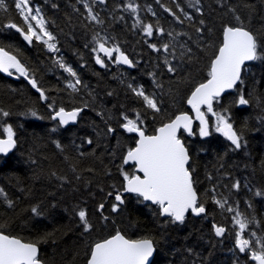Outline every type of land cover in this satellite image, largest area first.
Returning <instances> with one entry per match:
<instances>
[{
	"label": "trees",
	"instance_id": "obj_1",
	"mask_svg": "<svg viewBox=\"0 0 264 264\" xmlns=\"http://www.w3.org/2000/svg\"><path fill=\"white\" fill-rule=\"evenodd\" d=\"M85 2L99 14L102 24L88 19ZM130 2L138 6L136 13L125 10L124 5ZM4 3L5 10H0V47L17 56L48 99L41 100L25 77L14 79L0 73V109L10 113L8 117L0 116V136H4L2 125L11 124L17 140L10 153L0 155V189L4 193L0 195V231L38 242V257L44 264H86L90 246L117 229L132 239L147 237L155 241L151 264H253L248 254L235 247V213L227 211V207L238 209L253 221L246 235L255 231L257 237H264V196L254 195L257 190L264 191L262 61L247 63L244 84L224 93L221 103L215 105L218 111L230 109L231 122L243 134L246 147L232 150L230 142L214 131L201 138L197 122L193 127L195 135L180 132L189 147V167L199 201L206 208L204 214L189 212L183 223H168L167 218L155 214V205L133 194H124L126 203L117 213L111 208L115 192L123 189V156L137 140L136 134L120 127L121 113L133 119L137 112L141 113L146 134H153L176 114L190 112L187 96L207 78L224 24H235L234 16L240 15L244 25L264 41V0H199V4L195 0H30L41 10L47 30L55 37L57 52L49 51L42 41L29 43L15 29L5 28L10 21L25 30L26 25L15 8V0ZM137 17L144 24L154 25V33L155 27H162L164 34L145 36L142 29L133 28ZM197 27L202 29L200 33ZM168 32L174 36L169 37ZM97 33L110 38L108 46L119 45L135 66L114 63V57L110 59L103 53L99 55L106 66L96 64L97 53L92 49ZM170 41L176 45V59L172 62L179 67L175 73H169L164 65L166 56L171 59V48L165 53L162 48L153 51L148 47V43L159 48ZM180 44L192 49L191 62L187 54L183 60L179 58ZM57 58H63L77 72L82 81L78 92L66 87L73 78L59 68ZM129 84L142 85L148 94H155L161 102V113L146 109ZM241 88L250 99L247 106L234 103ZM50 103L55 109L80 107L83 111L74 124L59 127L51 119ZM30 110L37 116L27 115ZM208 116L211 122L213 118ZM109 124L115 129L113 134H107ZM89 139L91 144L87 143ZM56 142L62 147L57 148ZM123 168L129 173L135 171L131 164ZM236 181L240 183L238 190L232 188ZM214 195L217 199L227 198L228 205L220 208L213 202ZM8 200L13 202L11 207ZM101 203L105 205L102 213L98 211ZM32 207L38 208L39 215L32 213ZM81 209L93 224L88 233L77 215ZM102 215L108 220L104 221ZM213 224L226 229L223 236L215 235Z\"/></svg>",
	"mask_w": 264,
	"mask_h": 264
},
{
	"label": "snow or ice",
	"instance_id": "obj_2",
	"mask_svg": "<svg viewBox=\"0 0 264 264\" xmlns=\"http://www.w3.org/2000/svg\"><path fill=\"white\" fill-rule=\"evenodd\" d=\"M99 2L104 3L105 0H99ZM195 4H199V0H195ZM84 6L87 9L89 20L97 24L103 23L99 14L94 13L87 2ZM194 6L190 5V7ZM15 8L23 19L26 30L11 21L4 27L15 29L29 43H32L33 40L42 41L49 51L57 52V45L53 42L55 37L47 30L41 10L38 7L33 9L30 6V0H15ZM124 8L132 13H136L138 10V6L131 2L124 5ZM0 10H5L4 0H0ZM229 10L235 12V9ZM149 11H151L150 6ZM165 11L175 19H180L171 9L165 8ZM196 11L199 12L200 8L196 7ZM184 15L191 19L188 13H184ZM234 19L235 24L226 23L222 28V39L208 65L207 78L197 83L187 96L186 103L191 107L194 116L187 112H180L175 115L174 119L157 127L154 134L148 135L143 126L145 121L141 118V113L137 112L135 119L129 118L123 112L121 113L123 123L120 124V127L128 133H135L138 139L135 141V147L128 148L123 156V164L120 166L123 189L115 192V203L112 204L111 208L113 213L120 211L121 206L126 203L124 193L133 194L138 200L155 205L157 208L155 214L167 218L166 222L168 223H183L186 214L189 212L196 216L206 212L204 204L199 201L197 195L193 170L189 167L191 159L189 147L181 139L180 132L183 130L188 136L195 135L193 131V121L195 120L199 122L198 134L201 138L209 137L214 131L222 134L230 142L232 150H241L246 147L247 141L243 134L238 132L231 122L230 109L224 107L218 111L215 105L221 103L222 94L226 93L227 90L236 89L238 85L244 84L243 76L247 71V62H264V41L261 40L259 33L244 25L240 15H235ZM200 24L203 25L204 21L201 20ZM133 28L142 29L143 34L147 37H152L154 34H164L162 27H155L154 33V25L144 24L138 17ZM195 30L197 33L202 31L199 27ZM167 35L169 37L174 36L173 32H168ZM175 35L180 36L182 34L176 33ZM109 39V37L101 36L99 33L93 36L95 47L92 51L97 53L95 56L96 64L101 67L106 66L104 59L99 55V53H103L105 57L110 59L114 57V63L134 67V62L121 50L119 45L108 46ZM148 47L153 51H160L162 48L165 53H168L171 48V59L166 56L164 65L169 73L177 71L179 65L172 62L176 59L175 44L170 41L158 48L156 44L148 43ZM179 49V58L183 60L187 54V60L191 62L193 59L192 49L187 44H180ZM56 64L73 78L67 82L66 87L72 92H78L80 90L78 86L82 84V81L77 72L66 64L63 58H57ZM10 70H15L20 76L28 79V83L39 93L41 100L46 101L48 99L44 90L39 87L37 80L29 77V70L17 56L6 51L4 47H0V72L12 75ZM149 75L154 77L153 73ZM153 82L157 88L161 87L155 78ZM128 88L143 101L146 109L151 110L154 114L161 113V102L155 94H148L142 85L129 84ZM249 95L251 94L249 93ZM234 103L237 106L250 104V99L246 97L243 88L240 89ZM48 107L52 109L51 119L57 121L59 127L75 123L83 111V108L80 107L70 111L64 107L55 109L51 103L48 104ZM87 107L88 104L85 103L84 108ZM208 114H211L213 118L211 122ZM9 115V112L0 109V116L8 117ZM22 115L25 114L22 113ZM27 115L36 117L37 112L30 110ZM2 127L4 138H0V154H8L16 147L17 140L11 124H5ZM114 132L115 129L109 124L107 134ZM87 143L91 144L92 141L89 139ZM56 146L57 148L62 147L59 142H56ZM130 162L135 165V171L131 173L123 168V165ZM232 188L238 190L240 188L239 181L233 183ZM3 194V189H0V195ZM108 195L111 196L112 193ZM254 195L264 196V191L257 190ZM213 202L222 209L228 205L227 198L217 199L215 195ZM7 203L11 207L13 202L8 200ZM104 208L105 205L101 203L98 206V211L102 213ZM31 211L33 214L39 215L37 207H32ZM227 211L235 213L232 218L233 224L237 228L235 247L239 249V252L248 254L250 260L254 261L255 264H264V237H257L255 231L246 235L247 229L253 221L231 206L227 207ZM77 215L84 232H90L93 229V224L90 222L86 211L81 209ZM102 219L107 221L108 217L102 215ZM2 227L0 225V228ZM129 227H134V225L130 224ZM213 230L217 237L223 236L226 231L223 226L216 224H213ZM249 236L251 239L248 238ZM155 251L156 245L152 238L132 239L117 229L114 234L93 243L86 260L87 264H151L150 258L153 257ZM0 264H42L38 257V242H25L21 238L0 231Z\"/></svg>",
	"mask_w": 264,
	"mask_h": 264
},
{
	"label": "water",
	"instance_id": "obj_3",
	"mask_svg": "<svg viewBox=\"0 0 264 264\" xmlns=\"http://www.w3.org/2000/svg\"><path fill=\"white\" fill-rule=\"evenodd\" d=\"M13 55V54H12ZM247 63H249V62H247ZM128 66V65H127ZM11 71V70H10ZM15 71V70H14ZM2 75H4V76H6V77H9V78H17L18 76H20L19 75V73H16V74H12V75H8L7 73H4V72H0ZM31 86V85H30ZM35 90V89H34ZM36 91V90H35ZM228 91H230V90H227L226 92H228ZM37 92V91H36ZM38 93V92H37ZM223 95V94H222ZM187 106L190 108V112H187L189 115H193L194 116V113L192 112V110H191V107L187 104ZM66 110H72V109H66ZM179 114V113H178ZM175 118V116L172 118V119H174ZM168 122V121H167ZM194 122H195V120L193 121V126H194ZM198 124H199V122L198 121H196ZM166 123V122H165ZM71 124H74V123H70L69 125H71ZM154 134V133H153ZM187 134V133H186ZM148 135H152V134H148ZM0 138H4V137H0ZM137 139H138V136H137ZM134 147H135V145H134ZM12 151V150H11ZM10 151V152H11ZM9 152V153H10ZM0 155H7V154H0ZM129 164H133V163H129ZM134 165V164H133ZM134 169H135V165H134ZM124 194H127V193H124ZM198 195V194H197ZM25 242H28V241H25ZM155 253V252H154ZM38 256H39V248H38ZM154 256V255H153ZM153 258V257H152ZM152 258H150L151 260H152ZM42 264H44L43 262H42ZM86 264H87V261H86ZM253 264H255V262L253 263Z\"/></svg>",
	"mask_w": 264,
	"mask_h": 264
},
{
	"label": "rangeland",
	"instance_id": "obj_4",
	"mask_svg": "<svg viewBox=\"0 0 264 264\" xmlns=\"http://www.w3.org/2000/svg\"><path fill=\"white\" fill-rule=\"evenodd\" d=\"M30 6L33 8V9H35V7L34 6H32L31 4H30ZM33 24H34V22H33ZM54 42V41H53Z\"/></svg>",
	"mask_w": 264,
	"mask_h": 264
}]
</instances>
